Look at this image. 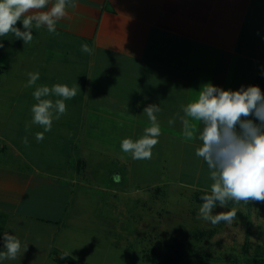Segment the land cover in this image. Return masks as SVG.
Segmentation results:
<instances>
[{
	"label": "crops",
	"instance_id": "crops-1",
	"mask_svg": "<svg viewBox=\"0 0 264 264\" xmlns=\"http://www.w3.org/2000/svg\"><path fill=\"white\" fill-rule=\"evenodd\" d=\"M54 3L49 0L44 9L25 15L48 11ZM16 27L24 30L22 21ZM32 34L29 44L11 33L0 37V120L4 99L13 102L15 98V103L31 98L29 102H36L32 93L37 87L61 82L69 87L79 85L80 92L66 102L85 104L83 112L87 114L67 112L55 122L52 148L64 154L57 173L44 169L52 165L24 153L21 144L13 143L16 141L10 140L4 127L0 128V157L4 158L0 160V251L5 250V232L27 244V250L17 259L0 260V264H61L58 258L67 254L64 240L81 232L82 225L78 224L82 223L83 209L77 211L75 206L84 189L81 171L86 165L77 150L85 118L99 120L101 114L108 121L122 120L124 126L108 132L135 141L151 126L144 108L159 105L161 111L155 115L161 135L150 160H135L130 153H123L116 137H106L105 141L112 152L125 155L129 166L154 160L163 168L159 173L166 176L164 182L183 183L182 178L190 173L182 167L185 164L180 153L186 158V167L194 164L187 155L193 156L201 142L184 138L181 105L194 100L206 83L236 91L241 86H255L264 71V0H77L75 9H66L55 33L46 26H33ZM82 44H88L92 54L83 53ZM70 49L75 51L72 57ZM78 54L89 57L86 67L77 63ZM67 65L80 69L68 77L66 72L72 69ZM61 66L65 80L55 83ZM15 67H20V72L32 70L40 74L30 95L13 92L18 87L13 79L20 77L12 73ZM28 79L27 73L21 87H26ZM172 118L175 123L170 126ZM249 118L258 123L254 116ZM190 122L196 125L198 136L202 125ZM58 126L66 129L64 133ZM7 127L12 129L6 122ZM37 132L26 133L35 136ZM7 145L14 152L10 158L5 153ZM197 160L194 166L190 164L194 171L191 177L186 176V185L194 192L210 193L213 181L208 166L201 158ZM243 203L255 211L257 219L263 217L264 201H229L227 205ZM209 224L182 236L172 233L173 242L158 241L169 246L183 241L186 248H191L182 264H245L264 246V233H258L264 230L262 225L247 222L244 227L233 221L229 228L225 225L219 229ZM237 229L242 232L223 234ZM192 244L206 246V250L199 252Z\"/></svg>",
	"mask_w": 264,
	"mask_h": 264
},
{
	"label": "rangeland",
	"instance_id": "rangeland-1",
	"mask_svg": "<svg viewBox=\"0 0 264 264\" xmlns=\"http://www.w3.org/2000/svg\"><path fill=\"white\" fill-rule=\"evenodd\" d=\"M74 52L72 49L68 51L71 57L75 55ZM79 58L80 60L77 63L84 67L89 57L80 55ZM67 66L72 69V72H66L68 77L80 69V67H73L72 65ZM63 69L61 66L60 70L56 71L59 78L56 79L55 83L65 80ZM19 70H21L20 67H15L12 71L13 74L20 75V77L17 76L13 79V84H18L17 90L13 92H23L25 95L29 93L30 95L32 87H21V84L23 76L33 71L26 72L22 70L20 72ZM61 83L63 84V82ZM50 99L55 100L56 98L52 97ZM14 101L15 98L13 102H7L4 99L2 107L3 118L0 120V128L4 127V132L7 133L10 140L13 141L14 139L16 141L13 143H17L16 145L21 144L24 153L36 156L32 157L38 158V161L44 159L46 163L52 165L51 168L44 169L55 173L61 171L59 163L62 161L64 154L59 153V149L55 150L52 148L55 143V136L51 132L56 127V121L53 122L51 131L44 133L45 139L37 143L35 136H28L26 131L20 129H25V123L32 119L31 107L36 102H29L32 101L31 98L19 100L20 102L17 101L15 103ZM84 105L66 102L67 112L75 113L78 111V113L87 114L86 110L83 112ZM99 116L102 117L99 120L91 117L84 119L83 135L81 141L79 139L77 150V153L79 152V154L83 155V162L86 165L81 171L83 180L81 183L84 187L81 191L83 194L75 206L77 211L80 207L83 209L82 223L78 224L82 225V230L80 233L73 234L71 239H65L63 245H65L67 256L79 264H150L144 261V257L159 238L167 239V242H173L174 240H171L173 238L171 237L172 233H174V236H182L187 232L192 233L206 228L207 222L197 219L199 208L203 203L200 197L203 194H196L197 191L194 192L193 189L186 185L189 179L187 177H191L192 170L194 171L190 164L193 166L197 164V156L195 153L193 156L189 153L190 155L187 156L194 164L190 163L186 167V158L183 157V152L180 153L183 159L179 156L177 157L180 160L182 159V162L184 161L185 165L182 167L189 171L190 175L185 174L182 178L185 180L183 183L164 182L163 180L166 176L164 175L163 177L161 172L159 173V170L163 168L159 167L154 160L144 165L136 163L129 166L125 155L119 156L109 149L105 141L106 137H116L117 140L120 139L122 141L125 136L123 134L111 136L112 132L109 133L108 129L124 126L125 123L122 120L108 121L103 118L104 115L101 116L100 114ZM6 122L12 129L5 128ZM87 125L88 127H85ZM58 129L60 133H64L66 130L62 126ZM30 130L37 132L43 131V128L33 125ZM89 131H93V134L89 133ZM25 136L28 137L29 147H25L22 143V138ZM48 140H51V142L48 143ZM56 146L58 147L57 144ZM5 153L9 158L11 157L10 154H14L8 145ZM184 155H186L185 152ZM2 159L4 158L0 157V160ZM174 160L179 161L177 158H174ZM114 175L121 177L119 182L113 180ZM172 175L174 174L172 173ZM200 178L203 177L200 176ZM90 184L91 186H89ZM232 210L237 213V217L233 221H237L238 224L245 227L247 222H253L264 226V214H262L263 217L261 216L260 219H257L254 215L255 211L248 209L245 203L233 207L229 205L220 207L217 205L213 210V214ZM210 224L209 226L212 225ZM231 224L221 222L218 225H212V227L224 229L225 225L229 228ZM223 232L226 235L228 233L233 235V233L242 231L237 229L233 232ZM258 233L262 235L264 230H259ZM191 246L193 249H198L199 252L206 250V246L194 244ZM216 264L232 263L223 261Z\"/></svg>",
	"mask_w": 264,
	"mask_h": 264
},
{
	"label": "clouds",
	"instance_id": "clouds-1",
	"mask_svg": "<svg viewBox=\"0 0 264 264\" xmlns=\"http://www.w3.org/2000/svg\"><path fill=\"white\" fill-rule=\"evenodd\" d=\"M48 4L49 0H0V37L11 33L24 44H29L33 40V26L36 29L46 26L50 33H55L60 18L66 15V9L77 7V0H55L48 11L25 15L31 10L44 9ZM18 21H22L23 31L16 27ZM0 47H3L2 43ZM81 51L92 54L93 49L88 44H82ZM39 75L38 72H29L26 87L35 85ZM78 92L77 83L71 87L67 84L37 87L32 93L36 101L31 107L32 119L25 123V131H30L33 125L42 127V132L35 133L36 142H42L44 133L51 131L53 122L66 115V101L76 97ZM181 108L184 113L180 117L183 136L187 141L198 139L201 142L195 149V155L207 164L209 178L213 181L210 194L200 197L203 203L197 219L210 222L213 226L221 222L231 224L237 217L236 211L213 214L217 205L225 207L229 201H264V95L254 85L247 88L241 86L232 91L209 82L201 86L194 100L181 105ZM160 111L157 104L144 108L143 113H146L151 126L146 127L144 134L135 141L123 139L120 144L123 153H130L135 160H150L153 157V148L161 135L155 115ZM252 116L258 123L249 118ZM190 121L202 125L198 136L196 125ZM174 123L175 118L169 119L170 126ZM22 143L25 147L30 146L27 136L22 138ZM120 179L119 175L113 176L116 182ZM2 239L5 250L0 251V260H15L27 250V244H22L8 232L3 233Z\"/></svg>",
	"mask_w": 264,
	"mask_h": 264
},
{
	"label": "trees",
	"instance_id": "trees-1",
	"mask_svg": "<svg viewBox=\"0 0 264 264\" xmlns=\"http://www.w3.org/2000/svg\"><path fill=\"white\" fill-rule=\"evenodd\" d=\"M255 86H258L261 89L263 95L264 71L261 73ZM196 194H205V193L198 192ZM186 250L188 251V253ZM189 250L190 248H186L185 243L183 241H179L171 246L163 245L162 242L158 241L154 243L153 248L145 255L144 261L150 264H182L184 259L190 253ZM58 261L61 264H79L77 261H75L74 259L70 258L67 255H63L59 257ZM245 264H264V246L259 247L257 254L247 259Z\"/></svg>",
	"mask_w": 264,
	"mask_h": 264
}]
</instances>
